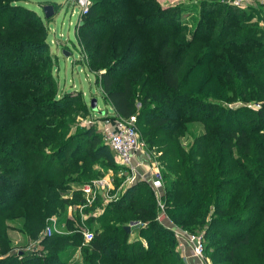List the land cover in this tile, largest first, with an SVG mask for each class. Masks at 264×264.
Segmentation results:
<instances>
[{"label":"trees","instance_id":"16d2710c","mask_svg":"<svg viewBox=\"0 0 264 264\" xmlns=\"http://www.w3.org/2000/svg\"><path fill=\"white\" fill-rule=\"evenodd\" d=\"M193 7L187 29L180 13ZM259 13L224 0H90L76 24L104 101L118 117L133 115L147 147L160 151L165 212L202 232L208 264H264V32L250 21ZM46 36L34 10L0 0V226L19 216L31 238L49 213L81 202L76 185L103 173L93 168L98 158L112 173L124 170L93 126L71 129L87 106L81 91H59ZM189 121L202 130L185 148ZM123 178H113L115 188ZM100 204L97 195L83 211ZM73 207L69 231L42 238L48 253L13 252L0 264H68L77 245L76 264H186L155 219L147 180L123 184L83 219L93 233L85 243L71 228ZM131 219L140 223L135 239L123 228Z\"/></svg>","mask_w":264,"mask_h":264},{"label":"rangeland","instance_id":"374dc122","mask_svg":"<svg viewBox=\"0 0 264 264\" xmlns=\"http://www.w3.org/2000/svg\"><path fill=\"white\" fill-rule=\"evenodd\" d=\"M14 2H20L25 6L29 7L30 9L34 10L39 16L42 22L45 25L47 36L46 40L49 44V52L52 58V74L56 80V84L58 86L59 91H81L83 94L87 112H81L75 114L73 125L71 129H75L77 127L82 126H93V128L98 132L99 126L98 122H100V115L104 113H112V111L107 112L110 108L109 104H107L99 90L97 84L94 82L95 72H91L87 68L86 59L84 54L86 55V51L82 48L81 44L77 42L75 36V29L76 24L79 23L81 14L79 12L78 6L72 0H12ZM161 5H172L176 3L181 4H192L198 0H157ZM55 2V3H52ZM224 2H229V0H224ZM90 0H88L89 6ZM45 4H50L53 10V13L48 16L44 17L41 11V7ZM87 6V7H88ZM251 6H255L256 8L260 9V17L257 18L256 16L250 18V21L257 26L261 27L264 32V13L260 5L258 4H246L241 7L245 9L250 8ZM197 14V7H193V10H183L181 15V20L187 24V29H190L195 20ZM87 58V57H86ZM95 100V107H89L90 100ZM239 101H232L229 102L230 105L237 104ZM251 102V101H250ZM249 105V104H248ZM102 120V117H101ZM186 131L179 138V142L181 146L187 147L190 143L193 136L200 133L202 130V126L200 121H189L185 123ZM137 130V129H136ZM138 142H139V149L135 152V157L133 158V162H139L143 160L142 164L136 167L138 171L137 174L133 177L130 175V169L126 166L124 170H118L116 173H112L110 169H104L103 166L99 163L101 160L98 158L97 162L93 164V168L100 169L103 173L99 176L93 177L98 178L102 175L108 176L112 185L114 186V177L124 176L123 180L120 181L119 185L120 188L123 184H128L134 182L138 179H145L147 181L150 180L151 176L154 175V172L157 171L161 173L160 169L162 166V162L158 159L159 150H155L153 148H148L143 138L140 137L138 131ZM114 153V152H113ZM112 158L114 162L116 161V156L112 154ZM122 166V165H121ZM160 177V176H159ZM91 178V179H93ZM90 179V180H91ZM162 181V176H161ZM163 182V181H162ZM149 183V182H148ZM118 185V186H119ZM66 192L64 196H69L67 198H71L70 193L71 191H64ZM154 195V191H153ZM155 204H156V197ZM78 202V201H77ZM68 203L62 209L58 208L55 212L49 213L47 217L43 219V225L40 230L37 232L34 238H31L27 234L26 227L22 225V218L19 216H15L9 218L8 220H4V225L0 226V230L5 231L6 237L8 241L5 243L3 240V231H0V257L4 256L5 254H10L13 252L20 253L24 251L25 253H32L36 256H42L48 253L49 248L45 247V244L42 243V238L47 235H44L42 232L44 227L47 223L49 217H54L60 224H63L64 229L63 231L68 232L69 228L66 225V219L70 220L72 216L75 215L76 212L73 211L71 207L78 206L79 203ZM163 202V201H162ZM164 204V203H163ZM156 214L159 212V209L156 204ZM74 212V213H73ZM166 218H164L161 222L162 225L166 226L168 229L172 231L171 228H178V229H185L181 225L174 223L167 213L164 210ZM77 221V220H76ZM137 220H128L126 224H137ZM96 223H93V226ZM76 223L74 220L72 221V227L74 228ZM173 233V231H172ZM55 234V233H54ZM131 239H135L138 236L137 232L130 235ZM174 236V234H173ZM175 238V236H174ZM176 248L177 240L175 238ZM204 243V240H203ZM179 255L183 259H186L190 255L189 246L186 244L185 247L182 249V246L177 248ZM81 254V247L77 245L70 252L65 253L66 257L68 256V264H76L79 263L78 257ZM184 260V259H183ZM185 262V261H184ZM209 261L205 256V252L203 251V264H208Z\"/></svg>","mask_w":264,"mask_h":264},{"label":"built area","instance_id":"2783aa9c","mask_svg":"<svg viewBox=\"0 0 264 264\" xmlns=\"http://www.w3.org/2000/svg\"><path fill=\"white\" fill-rule=\"evenodd\" d=\"M72 1H74V3L78 6L80 13H84L86 11L88 0ZM229 3L236 6L258 4L261 6L264 12V0H229ZM134 121L135 117L133 115L123 118L118 117L113 113H104L100 115V122H98L99 132L103 142L106 143L114 152V155L116 156V162L130 169L131 177L137 174L138 171L136 170V167L143 162V160L139 162H133L135 152L139 149L138 135ZM148 182L151 189L154 191L156 204L159 209V212L155 215V219L162 224L161 221L166 218V215L164 213V204L159 199L161 191L159 172H154V175L151 176ZM76 188L80 192L82 202L78 206L73 207L75 210H77L79 219L78 222L74 221L76 225L72 230L78 231L81 234L82 243H85L91 239L93 233L92 229L85 225L83 219L87 215H97L101 211V205L111 199L116 198L120 185L115 188L108 176L102 175L98 178L89 180V182L76 185ZM97 195L100 196L101 204L99 206H95L91 210L89 209L87 211H83L84 207H90L92 205ZM138 225H140L139 222H137L136 225L130 223L129 228H134ZM63 229V224H60L56 218L51 216L48 218L42 233L44 235L65 233ZM171 229L177 240V246L179 248L182 246L183 249L187 244L189 246L188 255L195 257L201 264H203L204 243L202 232L200 230L188 231L187 229H178L175 228V226Z\"/></svg>","mask_w":264,"mask_h":264},{"label":"water","instance_id":"95a60500","mask_svg":"<svg viewBox=\"0 0 264 264\" xmlns=\"http://www.w3.org/2000/svg\"><path fill=\"white\" fill-rule=\"evenodd\" d=\"M41 11H42V14L44 17H48L50 16L52 13H53V10L51 8V5L50 4H45L41 7ZM89 107L91 108H96L95 107V100L94 99H91L90 100V104H89ZM124 230L125 231H128L129 230V224H125L123 226Z\"/></svg>","mask_w":264,"mask_h":264},{"label":"crops","instance_id":"0c3cea01","mask_svg":"<svg viewBox=\"0 0 264 264\" xmlns=\"http://www.w3.org/2000/svg\"><path fill=\"white\" fill-rule=\"evenodd\" d=\"M52 3H55V2H52ZM83 95V94H82ZM84 98V97H83ZM111 111V109H109L107 112H110ZM130 229V228H129ZM136 232V230H135V228H131V232H130V235H132L133 233H135ZM130 237H132V236H130ZM184 258V257H183ZM184 261H185V263L186 264H201L195 257H191V256H189V257H187L186 259H184Z\"/></svg>","mask_w":264,"mask_h":264}]
</instances>
